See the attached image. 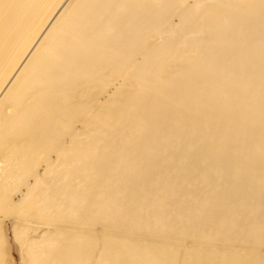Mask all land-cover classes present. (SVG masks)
<instances>
[{"label":"bare ground","instance_id":"obj_1","mask_svg":"<svg viewBox=\"0 0 264 264\" xmlns=\"http://www.w3.org/2000/svg\"><path fill=\"white\" fill-rule=\"evenodd\" d=\"M0 264H264V0H0Z\"/></svg>","mask_w":264,"mask_h":264}]
</instances>
